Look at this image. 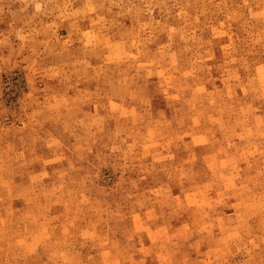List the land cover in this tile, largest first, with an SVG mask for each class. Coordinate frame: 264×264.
Segmentation results:
<instances>
[{"label":"rangeland","instance_id":"rangeland-1","mask_svg":"<svg viewBox=\"0 0 264 264\" xmlns=\"http://www.w3.org/2000/svg\"><path fill=\"white\" fill-rule=\"evenodd\" d=\"M0 264H264V0H0Z\"/></svg>","mask_w":264,"mask_h":264}]
</instances>
